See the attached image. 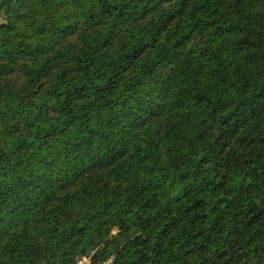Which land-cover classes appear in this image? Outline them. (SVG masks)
Returning <instances> with one entry per match:
<instances>
[{"label":"trees","instance_id":"trees-1","mask_svg":"<svg viewBox=\"0 0 264 264\" xmlns=\"http://www.w3.org/2000/svg\"><path fill=\"white\" fill-rule=\"evenodd\" d=\"M0 16V264H264V0Z\"/></svg>","mask_w":264,"mask_h":264},{"label":"rangeland","instance_id":"rangeland-1","mask_svg":"<svg viewBox=\"0 0 264 264\" xmlns=\"http://www.w3.org/2000/svg\"><path fill=\"white\" fill-rule=\"evenodd\" d=\"M1 24V23H0ZM123 225L118 222L112 229L109 233H107V235L102 238L98 244H101V242L105 243L111 239H114L116 237H119V236H122L123 234ZM98 245L94 248H92V253L88 256L86 255H80L78 256L77 260H76V264H98L96 261H95V255L97 253V250H98ZM106 264H113V258L111 257L110 260H108L106 262Z\"/></svg>","mask_w":264,"mask_h":264},{"label":"crops","instance_id":"crops-1","mask_svg":"<svg viewBox=\"0 0 264 264\" xmlns=\"http://www.w3.org/2000/svg\"><path fill=\"white\" fill-rule=\"evenodd\" d=\"M3 22V17L2 16H0V23H2Z\"/></svg>","mask_w":264,"mask_h":264}]
</instances>
